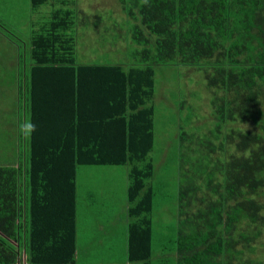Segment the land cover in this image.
I'll use <instances>...</instances> for the list:
<instances>
[{
  "label": "trees",
  "instance_id": "trees-1",
  "mask_svg": "<svg viewBox=\"0 0 264 264\" xmlns=\"http://www.w3.org/2000/svg\"><path fill=\"white\" fill-rule=\"evenodd\" d=\"M118 3L135 23L132 64L76 63V25H89L77 0H30L43 21L29 42L0 23L20 66L0 264H94L79 244L85 166L129 171L126 258L112 264H264V0ZM156 66L204 79L180 84L174 104L160 97L177 120L173 152L156 149ZM158 154L176 161L169 189Z\"/></svg>",
  "mask_w": 264,
  "mask_h": 264
},
{
  "label": "rangeland",
  "instance_id": "rangeland-1",
  "mask_svg": "<svg viewBox=\"0 0 264 264\" xmlns=\"http://www.w3.org/2000/svg\"><path fill=\"white\" fill-rule=\"evenodd\" d=\"M80 8L86 12L89 25H76V50L79 61L107 62L108 55H116L113 62H137L138 45L130 44L133 38L134 21L124 12L117 11L118 0H77ZM41 12H33L30 0H0V23L6 26L5 34L15 41L29 42L34 32V24L43 21ZM46 17V16H44ZM85 17H80L79 20ZM99 19L101 21H99ZM103 24V26H100ZM107 29V33L104 29ZM9 32H8V31ZM15 38H13L12 35ZM0 35V159L10 160L13 145V132L18 109L15 102V91L18 86L19 64L16 44H8ZM108 45L116 52H107ZM137 54V53H136ZM111 58H113L111 56ZM114 59V58H113ZM156 129L158 151L173 152L177 124L175 112L166 106L160 97H168L175 103L179 85L187 83L200 84L204 79L185 73V67L156 66ZM198 80V81H197ZM199 90L202 87L197 86ZM164 95H159V93ZM168 91V93H167ZM162 140V141H161ZM160 161L157 181L168 189L173 187L176 179V161L170 154H163ZM164 158V161H162ZM164 162V163H163ZM128 168L124 166H85L79 174V244L85 256L94 264H112L125 261L127 252V231L123 216L129 204ZM164 208L174 209V204L162 202ZM162 206V207H163ZM163 208V209H164ZM170 211L166 218H169ZM157 226L165 222L160 218ZM162 236L156 231V237ZM98 246L95 251V246ZM91 249V250H90ZM24 261V260H23Z\"/></svg>",
  "mask_w": 264,
  "mask_h": 264
},
{
  "label": "crops",
  "instance_id": "crops-1",
  "mask_svg": "<svg viewBox=\"0 0 264 264\" xmlns=\"http://www.w3.org/2000/svg\"><path fill=\"white\" fill-rule=\"evenodd\" d=\"M99 21H101V20L99 19ZM100 26H103V24H101ZM76 40H77V38H76ZM105 49L107 50V52H112V53L116 52V48H113V46H110V45H108V48H105ZM113 49H114V52H113ZM108 56H109V58L107 59V62H90V61H83V60L79 61V54L77 53V50H76V58L75 59H76V63L80 64V65H101V66H103V65H106V66L124 65L120 62H113L115 60V57H116L115 53H114V55H111L114 59L111 58L110 55H108ZM77 67H79V65Z\"/></svg>",
  "mask_w": 264,
  "mask_h": 264
}]
</instances>
